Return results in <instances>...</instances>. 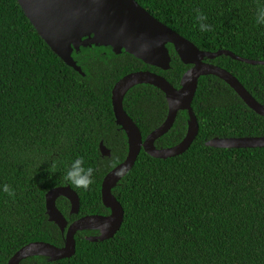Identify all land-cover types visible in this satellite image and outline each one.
Masks as SVG:
<instances>
[{
  "label": "trees",
  "instance_id": "16d2710c",
  "mask_svg": "<svg viewBox=\"0 0 264 264\" xmlns=\"http://www.w3.org/2000/svg\"><path fill=\"white\" fill-rule=\"evenodd\" d=\"M163 24L200 50L226 49L264 60V26L255 23L264 0H135ZM196 9L212 30L201 33ZM170 68L145 64L109 46L72 52L83 75L67 66L39 36L17 0H0V264L21 246L44 241L61 246L63 235L45 212V193L68 185L79 197L69 214L64 197L56 206L67 222L108 214L100 187L103 176L126 156L124 132L115 124L111 88L123 75L148 70L179 87L183 64L171 44ZM207 62L233 74L264 104V66L221 55ZM198 133L181 154L154 158L142 149L132 168L112 188L124 210L119 229L105 240L89 241L93 230L77 231L75 253L20 264H264V147L216 148L214 136H264L259 116L224 81L201 76L191 102ZM123 108L142 138L167 114L164 94L138 84L124 96ZM187 111L155 140L157 148L178 143L186 132ZM110 150L102 157L99 142ZM82 156L95 169L87 189L66 180L71 160Z\"/></svg>",
  "mask_w": 264,
  "mask_h": 264
},
{
  "label": "water",
  "instance_id": "95a60500",
  "mask_svg": "<svg viewBox=\"0 0 264 264\" xmlns=\"http://www.w3.org/2000/svg\"><path fill=\"white\" fill-rule=\"evenodd\" d=\"M24 15L49 48L69 67L83 75L72 57L80 47L109 46L113 53L122 51L131 54L145 64L162 70L170 68L171 44L183 64L190 65L182 74L179 87H174L163 76L148 70L129 72L120 77L111 88V106L114 121L126 136L125 158L102 178L100 196L108 214H89L67 222L56 206V200L64 197L69 202V214L79 210V197L70 186H56L45 193V212L48 220L55 223L63 235V244L56 246L44 241H33L21 246L6 264H20L26 258L44 256L48 261L69 258L75 253L77 231L93 230L97 234L86 236L89 241L105 240L119 229L124 210L112 193V188L132 168L142 149L154 158L173 157L183 153L198 133V122L192 110L198 79L212 75L224 81L244 104L259 116L264 117V104L258 102L224 68L205 61L225 55L251 65H263L264 60L245 58L226 49L200 50L190 40L160 22L135 0H17ZM138 84L158 88L167 102V114L160 125L142 138L136 123L123 108L127 91ZM179 110L187 111L186 132L175 145L157 148L155 140L173 125ZM206 146L216 148L264 147V136L218 137L205 141ZM102 157H109L110 150L99 142ZM118 173V174H117Z\"/></svg>",
  "mask_w": 264,
  "mask_h": 264
},
{
  "label": "clouds",
  "instance_id": "9594fccd",
  "mask_svg": "<svg viewBox=\"0 0 264 264\" xmlns=\"http://www.w3.org/2000/svg\"><path fill=\"white\" fill-rule=\"evenodd\" d=\"M196 22L198 29L201 33H205L212 30V25L209 24L208 17L199 9H196ZM255 23L260 26H264V6H258L255 14ZM95 169L91 166L85 167L84 158L82 156L76 157L71 160L66 169V180L71 184L78 187L87 189L92 183L93 174ZM118 174V173H117ZM0 191L8 194L9 196L14 195L13 189L7 184L0 185Z\"/></svg>",
  "mask_w": 264,
  "mask_h": 264
},
{
  "label": "flooded vegetation",
  "instance_id": "af4514ba",
  "mask_svg": "<svg viewBox=\"0 0 264 264\" xmlns=\"http://www.w3.org/2000/svg\"><path fill=\"white\" fill-rule=\"evenodd\" d=\"M206 61V60H205Z\"/></svg>",
  "mask_w": 264,
  "mask_h": 264
}]
</instances>
